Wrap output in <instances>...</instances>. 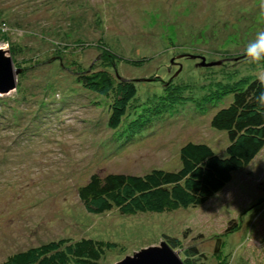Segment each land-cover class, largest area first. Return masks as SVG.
Returning a JSON list of instances; mask_svg holds the SVG:
<instances>
[{
  "label": "rangeland",
  "instance_id": "1",
  "mask_svg": "<svg viewBox=\"0 0 264 264\" xmlns=\"http://www.w3.org/2000/svg\"><path fill=\"white\" fill-rule=\"evenodd\" d=\"M261 4L0 0V48L16 47L12 60L21 70L17 89L0 94V263L51 241L93 238L117 245L100 264H119L162 248L168 235L182 241L176 252L184 262V251L195 247L203 255L195 264H264V150L198 208L96 215L78 196L94 174L178 170L190 142L227 156L228 135L211 120L232 96L205 98L217 86L256 79L244 48L264 29ZM108 50L112 65L103 60ZM92 70L137 88L117 131L108 128L115 95L99 97L79 84ZM162 98L166 111L150 115Z\"/></svg>",
  "mask_w": 264,
  "mask_h": 264
},
{
  "label": "trees",
  "instance_id": "2",
  "mask_svg": "<svg viewBox=\"0 0 264 264\" xmlns=\"http://www.w3.org/2000/svg\"><path fill=\"white\" fill-rule=\"evenodd\" d=\"M15 52L16 47H11V57ZM103 60L105 65L114 64V53L104 51ZM78 80L85 90L99 97L115 95L108 128L119 130L137 95L135 84L122 81L118 74L113 76L107 70L83 72ZM218 88L215 95L211 94L205 101L218 100L222 94L228 98L232 96L230 104L218 110L211 120L213 129L228 135L226 157L219 156L205 143L190 142L180 151L181 167L178 170L154 169L141 176L94 174L78 189L85 207L96 215L112 211L124 216L173 213L204 206L223 191L233 181L235 173L249 167L264 150V111L258 110L255 102L259 90L257 79H241ZM162 100L151 107L150 115L158 117L166 111L168 103L166 99ZM152 120L147 118V122ZM234 228V231L239 229ZM164 237L175 251L184 249L179 238ZM116 247L115 243L93 238L61 239L16 252L0 264H100ZM216 251L221 253L218 247ZM184 256L185 264H195L194 261L198 259L199 262L203 255L193 247L186 249Z\"/></svg>",
  "mask_w": 264,
  "mask_h": 264
},
{
  "label": "water",
  "instance_id": "3",
  "mask_svg": "<svg viewBox=\"0 0 264 264\" xmlns=\"http://www.w3.org/2000/svg\"><path fill=\"white\" fill-rule=\"evenodd\" d=\"M21 70H16L10 51L0 48V94L8 95L17 89V76ZM162 248L150 247L129 257L119 264H185L180 255L164 242Z\"/></svg>",
  "mask_w": 264,
  "mask_h": 264
},
{
  "label": "clouds",
  "instance_id": "4",
  "mask_svg": "<svg viewBox=\"0 0 264 264\" xmlns=\"http://www.w3.org/2000/svg\"><path fill=\"white\" fill-rule=\"evenodd\" d=\"M260 14L264 16V4L260 5ZM244 59L250 65L256 66V79L259 84L255 102L258 110L264 111V29L258 30L253 39L244 48Z\"/></svg>",
  "mask_w": 264,
  "mask_h": 264
}]
</instances>
